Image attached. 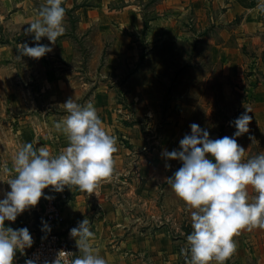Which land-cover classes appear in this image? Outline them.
Returning <instances> with one entry per match:
<instances>
[{
	"label": "crops",
	"instance_id": "1",
	"mask_svg": "<svg viewBox=\"0 0 264 264\" xmlns=\"http://www.w3.org/2000/svg\"><path fill=\"white\" fill-rule=\"evenodd\" d=\"M148 1L63 0L64 34L54 45L46 37L39 41L53 51L40 59L23 56L17 60L20 44L33 47L37 43L34 35L24 32L46 0H0V58L14 65L15 80L22 85L31 83L34 89H29L28 95L24 91L20 101L37 102L43 109L35 115L39 122L37 132L28 121H22L25 124L18 131L22 134L20 146L25 143H32L34 148L47 146L53 156L68 146L66 137L55 130L54 124L67 115L63 104L69 98L80 105L92 103L106 130L117 138L115 172L110 180L101 181L90 195L75 186H65L62 192L49 186L36 206L38 209L47 200L44 197L55 194L65 216L60 231L78 252L70 229L87 218L95 234L93 246L100 249L99 254L107 264H186L181 249L187 247L190 232L182 224L189 225L184 215L190 210L183 201L175 210L169 207L173 212L165 210L170 215L167 221H162L158 210L170 206L173 191L165 178L172 177L181 162L166 160L162 153L180 150V140L189 134L188 120L194 115L197 102L187 95L177 98L164 95L159 83L142 75L147 62L141 60L142 46L147 53L144 59L154 52L166 58L171 52L159 49L161 44L168 46L176 41L202 38L200 34L206 28L214 27L215 33L210 35L212 62L223 64L225 74L232 78L245 68V48L252 44L259 47L261 58L256 64L259 72L248 78L245 93L250 102L243 105V112L246 108L251 111L248 114L252 121L249 132L240 139L247 141L249 136H260L264 150V40L257 41L258 33L264 35V15L255 10L258 0H155L153 13L147 18L149 28L144 45L138 36L145 29L143 11ZM216 34L219 40H215ZM159 65V61L152 62L151 69L158 70ZM225 87L226 98H235L232 81ZM210 98L214 112L213 81ZM142 101L147 102L143 117L134 108V103ZM125 102L133 104L127 107ZM228 131L233 136L236 131L233 123ZM244 149L247 159L250 149L246 142ZM166 163L171 167L165 168ZM10 190L6 184L0 190V200ZM249 194L255 195L251 189ZM158 202L162 203L159 208ZM175 213L177 221L172 222ZM34 221L31 208L14 222L5 221V227L28 228L33 246L40 236ZM234 239L237 250L226 264H264V230H244ZM31 247L25 248L23 254L17 250L14 264H25Z\"/></svg>",
	"mask_w": 264,
	"mask_h": 264
},
{
	"label": "clouds",
	"instance_id": "2",
	"mask_svg": "<svg viewBox=\"0 0 264 264\" xmlns=\"http://www.w3.org/2000/svg\"><path fill=\"white\" fill-rule=\"evenodd\" d=\"M62 3L63 0H46L40 6L24 32L34 35L37 43L33 47L20 44L17 60L23 56L40 59L53 51L39 41L46 37L54 45L64 34L66 10ZM255 10L264 15V0H258ZM63 106L67 115L54 127L66 137L68 146L53 156L47 146L34 148L32 143H25L13 156L11 168L7 163L2 167L10 177L7 184L11 190L0 200V264H14L17 250L23 254L25 248L32 246L28 228L14 230L5 227V221L14 222L20 214L37 206L44 189L51 186L62 192L65 186H75L90 195L115 172L117 138L106 130L95 106L80 105L72 98ZM249 112L246 108L232 122L236 128L232 137L210 139L207 130L193 123L191 135L180 140V150L162 153L166 160L182 162L172 177L165 178V183L191 212L192 232L186 237L187 247L181 249L186 264H226L237 250L236 236L244 230H264V152L245 160V149L236 140L249 132ZM170 167L165 164V168ZM249 189L255 195L250 197ZM41 222L42 231L50 232L49 225ZM70 236L81 253L71 264H107L100 249L93 246L95 234L87 218L70 229ZM67 255L60 251L53 264H62ZM25 264L35 262L27 260Z\"/></svg>",
	"mask_w": 264,
	"mask_h": 264
},
{
	"label": "rangeland",
	"instance_id": "3",
	"mask_svg": "<svg viewBox=\"0 0 264 264\" xmlns=\"http://www.w3.org/2000/svg\"><path fill=\"white\" fill-rule=\"evenodd\" d=\"M155 0H149L146 7H144V17H145V29L138 37H141V41L144 42L145 32L147 31L146 22L150 14L152 15V6ZM215 26V25H214ZM214 28V27H213ZM206 28L204 34H200L202 38H195L194 40H182L170 43L168 46L161 44L159 49L167 48L171 54L164 58L163 55L156 56V52L151 54L150 58H145L146 47L142 46V56L141 60H145L146 64L143 66L141 72L146 78L153 79L154 83H159L158 88L164 95L172 97H180L187 95L190 97L192 102H197V108L194 115L188 120L189 134L191 135V125L193 123L200 126L202 130H207L209 132L210 139H218L224 136L232 137L229 134L228 127L233 122V116L243 113L244 102H248V94L245 90L248 89L247 81L249 77L254 78V74L259 72L256 64L260 63V48L251 47L245 48L244 54L246 56L245 68L240 71V75H235L233 78L225 74L224 65L220 62L214 64L212 62V42L210 41L211 32H214L215 28ZM219 31V30H218ZM217 32V31H216ZM215 33V32H214ZM263 36V37H262ZM215 40H219L218 35H215ZM264 35L261 33L257 34V41H263ZM158 52V50H157ZM164 54V52H163ZM160 62V68L158 70H152V62ZM163 61V62H161ZM10 60H3L0 58V190L4 189L7 184V180L10 179L9 176L5 175L2 171V167L7 163L8 167L12 166V159L18 148L20 147L19 139L22 136L20 132V127L22 126V121L24 119L35 127L37 132V125L39 124L35 115H38L43 109L39 107L37 102H31L29 100L20 101V95L27 93L29 94V89L31 88V83L28 85H22L21 81L15 80V73L17 72L13 64H10ZM257 68V71L254 69ZM235 79V81H233ZM240 80L242 83H239ZM212 81L214 82V112L212 110ZM228 81H232V92L234 94L233 99H227L225 84ZM166 93V94H165ZM208 96V97H207ZM204 98V100L199 101ZM18 99V100H17ZM26 99V98H25ZM250 102V101H249ZM125 106H131L133 103L125 102ZM135 111L143 117L145 110L147 109V102L142 101L141 103H134ZM135 112V113H136ZM254 140L248 139L243 141L240 137H236L237 143H241L244 148L245 142L249 150L248 158L256 156L264 150L261 148L260 136H253ZM208 158H211L210 156ZM245 159V158H244ZM245 159V160H247ZM174 173L182 166V162L177 164ZM172 200L169 199V205L166 209H160V202L157 203V208H159L158 213L162 221H167L166 217H170L169 212H173L176 207L183 202L178 199L173 192ZM65 198V196L63 197ZM42 207V206H41ZM178 215L175 213L172 215V222H175ZM189 225L182 227L187 230V232H192L191 228V212L184 215ZM176 218V219H174ZM159 219V218H158ZM177 221V220H176ZM176 230V229H175ZM175 234V233H174ZM28 253V252H27ZM27 255V254H26Z\"/></svg>",
	"mask_w": 264,
	"mask_h": 264
},
{
	"label": "built area",
	"instance_id": "4",
	"mask_svg": "<svg viewBox=\"0 0 264 264\" xmlns=\"http://www.w3.org/2000/svg\"><path fill=\"white\" fill-rule=\"evenodd\" d=\"M50 197L51 199H47L38 211L41 219L49 225L51 231H44V234L39 236L28 251L25 262L32 260L35 264H53L58 253L64 251L68 255L62 258V264H71V260L80 254L71 244L69 237L60 231V226L65 221L64 212L55 194Z\"/></svg>",
	"mask_w": 264,
	"mask_h": 264
},
{
	"label": "water",
	"instance_id": "5",
	"mask_svg": "<svg viewBox=\"0 0 264 264\" xmlns=\"http://www.w3.org/2000/svg\"><path fill=\"white\" fill-rule=\"evenodd\" d=\"M33 209H34V217H35L34 227L36 229H38L40 235H43L44 231H42L43 225H42V222H41L42 219H41L40 213H39V211H38L36 206Z\"/></svg>",
	"mask_w": 264,
	"mask_h": 264
},
{
	"label": "trees",
	"instance_id": "6",
	"mask_svg": "<svg viewBox=\"0 0 264 264\" xmlns=\"http://www.w3.org/2000/svg\"><path fill=\"white\" fill-rule=\"evenodd\" d=\"M147 27H148V22H146V28H147ZM238 117H239V114H236V115L233 116V119H232V120L234 121V120L237 119Z\"/></svg>",
	"mask_w": 264,
	"mask_h": 264
}]
</instances>
